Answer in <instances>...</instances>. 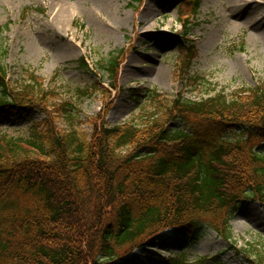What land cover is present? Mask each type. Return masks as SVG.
Here are the masks:
<instances>
[{"label": "trees", "instance_id": "obj_1", "mask_svg": "<svg viewBox=\"0 0 264 264\" xmlns=\"http://www.w3.org/2000/svg\"><path fill=\"white\" fill-rule=\"evenodd\" d=\"M179 46L194 57L186 39ZM118 59L103 67L111 79ZM79 65L88 70L84 59ZM5 73L1 66L0 115L28 119L32 131L0 137V264H110L166 229L197 241L202 227L229 240L248 264H264V254L237 247L228 224L244 202L264 206V84L231 99L134 89L138 113L118 126L95 123L87 134L77 128L75 104L53 101L58 93L38 77L13 87ZM35 111L44 119L33 121ZM63 117L68 128L56 125Z\"/></svg>", "mask_w": 264, "mask_h": 264}, {"label": "rangeland", "instance_id": "obj_2", "mask_svg": "<svg viewBox=\"0 0 264 264\" xmlns=\"http://www.w3.org/2000/svg\"><path fill=\"white\" fill-rule=\"evenodd\" d=\"M198 5L194 12L185 0H0V67L13 87L38 77L44 89L58 93L53 101L75 104V123L87 134L95 123L118 126L138 113L133 89L155 90L166 99L182 94L198 100L218 92L231 99L264 84V0ZM180 14L189 18L194 57L185 58L179 47ZM113 56L119 57L114 80L103 69ZM80 59L90 70L80 67ZM147 99L142 104L151 109ZM44 117L32 113L33 121ZM56 123L69 127L64 117ZM31 131L28 119L0 115V137L28 138ZM228 223L237 247L264 254V206L245 202ZM196 238L171 230L147 243V252L136 250L115 264H164L180 253L188 262L209 257V264H248L215 230L202 227Z\"/></svg>", "mask_w": 264, "mask_h": 264}, {"label": "bare ground", "instance_id": "obj_3", "mask_svg": "<svg viewBox=\"0 0 264 264\" xmlns=\"http://www.w3.org/2000/svg\"><path fill=\"white\" fill-rule=\"evenodd\" d=\"M240 1H241V0H240ZM249 1H254V0H249ZM255 18H256V24L262 23L261 20H259V21L257 20L258 16H255V17L253 18V21H254ZM254 22H255V21H254ZM252 29H254V30H258L259 27H258V26H253ZM260 39H261V37H260ZM262 39H264V35H262ZM263 42H264V40H263Z\"/></svg>", "mask_w": 264, "mask_h": 264}]
</instances>
